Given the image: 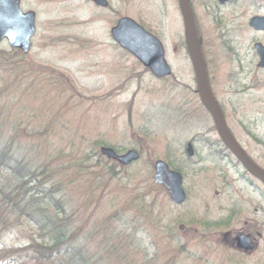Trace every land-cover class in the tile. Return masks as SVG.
Wrapping results in <instances>:
<instances>
[{
	"label": "rangeland",
	"instance_id": "374dc122",
	"mask_svg": "<svg viewBox=\"0 0 264 264\" xmlns=\"http://www.w3.org/2000/svg\"><path fill=\"white\" fill-rule=\"evenodd\" d=\"M107 3L100 9L88 0H22V11L36 16V32L23 58L26 75L13 85L20 72L0 69V145H11L20 164L49 174L64 197L58 218L69 220L70 230L84 227L80 244L101 264H264V232L252 255L238 256L228 241V233L259 218L258 203L229 169L235 158H225L199 101L178 0ZM190 4L210 61V93L234 140L264 168V71L252 49L264 34L247 26L264 16V0ZM121 17L159 40L170 76L156 79L113 43L110 30ZM0 51L22 59L6 42ZM101 148L118 156L133 150L139 159L122 166L101 156ZM157 161L181 175L183 205L154 184ZM0 184L8 194L19 182L0 168ZM30 186L21 190L27 198ZM39 237L22 220L3 235L0 251L22 248L11 256L15 264H36L27 249Z\"/></svg>",
	"mask_w": 264,
	"mask_h": 264
},
{
	"label": "water",
	"instance_id": "95a60500",
	"mask_svg": "<svg viewBox=\"0 0 264 264\" xmlns=\"http://www.w3.org/2000/svg\"><path fill=\"white\" fill-rule=\"evenodd\" d=\"M100 8L107 7L106 0H89ZM224 4L231 0H217ZM179 10L184 23V37L186 47L195 69L197 87L201 102L211 114L218 135L223 144L230 152L245 166L248 172L264 184V172L258 169L244 154L227 129L221 110L214 102L207 84L204 67L201 62L198 46L195 38L194 18L190 8L189 0H178ZM249 27L254 30H264V16L252 17ZM35 34V14L33 12L23 13L19 0H0V43L6 41L12 49H17L27 54L31 47V39ZM112 41L123 51L133 56L144 68L156 78L163 79L170 76V67L164 59L163 47L158 39L146 32L141 26L129 18H120L116 25L110 30ZM260 62L258 67L264 68V47L257 44L254 46ZM188 157L193 154L191 144L187 145ZM100 154L109 160H113L122 166H128L139 159L136 151H129L118 156L112 149L101 148ZM154 182L163 186L169 200L174 205L184 202L186 195L182 188L181 175L169 169L162 161H157L154 166ZM236 248L246 250L250 247L247 237H239Z\"/></svg>",
	"mask_w": 264,
	"mask_h": 264
},
{
	"label": "trees",
	"instance_id": "16d2710c",
	"mask_svg": "<svg viewBox=\"0 0 264 264\" xmlns=\"http://www.w3.org/2000/svg\"><path fill=\"white\" fill-rule=\"evenodd\" d=\"M21 57L20 60L13 59L10 53L0 51V69H15L20 72L14 77V84L19 78L26 75L24 68V55L18 51H11ZM16 58V56H15ZM10 67V68H9ZM29 67V66H28ZM30 76L36 75L37 70L30 66ZM43 71V70H40ZM13 72V71H12ZM59 76V75H58ZM61 84L65 83L60 77H56ZM11 145H0V168L10 171L13 177L18 180V187L12 193H4L0 184V241L3 235L12 227H16L22 220L38 229L40 233L39 244L30 246V262L36 264H101L102 259L97 258L94 253L80 244V235L83 233V226L70 230V221L59 219L58 212L63 213L62 202L64 197L58 195L50 182L47 172L38 173L31 169L28 164H20L13 158ZM104 169V165L102 166ZM28 198L21 193L26 186ZM156 188V186H153ZM39 197V198H38ZM38 198V199H37ZM114 233V232H113ZM22 248L1 250L0 262L8 258L15 264L18 259L11 256H18Z\"/></svg>",
	"mask_w": 264,
	"mask_h": 264
},
{
	"label": "flooded vegetation",
	"instance_id": "af4514ba",
	"mask_svg": "<svg viewBox=\"0 0 264 264\" xmlns=\"http://www.w3.org/2000/svg\"><path fill=\"white\" fill-rule=\"evenodd\" d=\"M216 3L220 6H223V5H226V4H229V2H226L224 4H219V2L217 0H215ZM89 2V1H88ZM19 3H20V6L22 4V0H19ZM91 3V2H90ZM92 4V3H91ZM189 4H190V0H189ZM93 5V4H92ZM94 6V5H93ZM96 7V6H94ZM179 7V6H178ZM191 4H190V8H191ZM98 8V7H96ZM191 11H192V14H193V18H194V29H195V38H196V43H197V46H198V50H199V54H200V58H201V62H202V65L204 67V70H205V74H206V78H207V84H208V87H209V81H210V70H209V65H210V61L208 62L206 60V56H205V53L203 52V48L201 49V45L199 44V36H200V31H199V27L197 26L196 24V18H195V15L193 13V10L191 8ZM182 17V15H181ZM250 21V20H249ZM249 21L247 23V26L249 27ZM182 23H183V18H182ZM250 28V27H249ZM250 30L255 33V34H264V30H254L252 28H250ZM183 31H184V23H183ZM184 34V33H183ZM184 41H185V37H184ZM261 45L262 47H264V43H254L253 44V51L255 53V58L257 60V65H256V68L257 70H260V71H264V68H260L258 67L259 65V62H260V57L258 56L254 46L255 45ZM185 50L187 52V56L189 57L190 61H191V58H190V55L188 53V50H187V47H186V42H185ZM191 64H192V61H191ZM192 67H193V70H194V73H195V69H194V66L192 64ZM195 81H196V86H197V78H196V73H195ZM197 90H198V87H197ZM198 96H199V101L201 102V98H200V95H199V91H198ZM214 99V97H213ZM215 101V99H214ZM216 102V101H215ZM216 104L218 105V103L216 102ZM201 105H202V102H201ZM202 107L204 108V106L202 105ZM219 109L221 110L222 112V115H223V111L222 109L220 108V106L218 105ZM205 109V108H204ZM206 110V109H205ZM207 112V110H206ZM208 113V112H207ZM209 114V113H208ZM210 115V114H209ZM220 139V138H219ZM221 141V140H220ZM222 143V142H221ZM223 144V143H222ZM223 146L225 147L226 151L228 152L229 155H225V158H229V157H234V155L226 148V146L223 144ZM218 147V145H217ZM216 147V148H217ZM244 154L249 158V160L258 168L260 169L261 171L264 172V168L261 167L255 160L252 159L251 156H249L244 150H243ZM221 157H222V154H221ZM235 160H234V163H231L232 165L229 166V169L231 171H233V173L236 175V176H239V179H240V182L244 185V188L246 190H248L250 193L253 194L255 200L257 201L258 203V207L254 209L253 213L254 214H257L259 213V218L253 220L252 222H249L250 224V227L243 230L242 232H230L227 234V237H229L230 239L228 240L232 249L234 250V252L238 255V256H248V255H252L254 254L255 252H257L259 250V248L261 247L260 245V242L263 238V232H264V184L259 180L257 179L256 177L252 176L248 170L245 168L244 165H242V163L236 159V157H234ZM238 168L240 169L241 172L238 171ZM159 187H162L164 190L165 188L163 186H159ZM247 202V201H246ZM185 203V201L181 204L183 205ZM260 214H261V217H260ZM261 218V219H260ZM245 224H248V222H245ZM247 237L249 238L250 240V247H248L246 250L244 249H238L236 248V245H237V242L239 241L238 238L239 237Z\"/></svg>",
	"mask_w": 264,
	"mask_h": 264
}]
</instances>
